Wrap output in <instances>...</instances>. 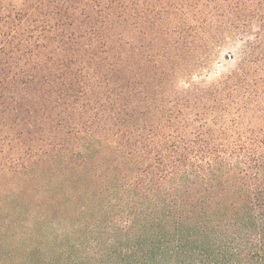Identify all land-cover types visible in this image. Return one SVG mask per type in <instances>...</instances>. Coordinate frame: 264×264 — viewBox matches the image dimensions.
Listing matches in <instances>:
<instances>
[{
    "label": "trees",
    "instance_id": "trees-1",
    "mask_svg": "<svg viewBox=\"0 0 264 264\" xmlns=\"http://www.w3.org/2000/svg\"><path fill=\"white\" fill-rule=\"evenodd\" d=\"M0 264H264V0H0Z\"/></svg>",
    "mask_w": 264,
    "mask_h": 264
}]
</instances>
